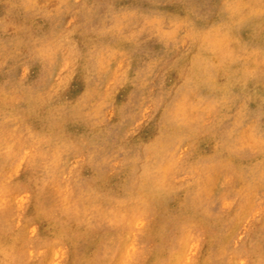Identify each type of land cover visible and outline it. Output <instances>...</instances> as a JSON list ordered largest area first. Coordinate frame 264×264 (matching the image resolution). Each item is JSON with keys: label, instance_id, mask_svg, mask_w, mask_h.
<instances>
[{"label": "rangeland", "instance_id": "obj_1", "mask_svg": "<svg viewBox=\"0 0 264 264\" xmlns=\"http://www.w3.org/2000/svg\"><path fill=\"white\" fill-rule=\"evenodd\" d=\"M0 264H264V0H0Z\"/></svg>", "mask_w": 264, "mask_h": 264}, {"label": "bare ground", "instance_id": "obj_2", "mask_svg": "<svg viewBox=\"0 0 264 264\" xmlns=\"http://www.w3.org/2000/svg\"><path fill=\"white\" fill-rule=\"evenodd\" d=\"M68 47V46H67ZM69 75V74H68ZM235 83V82H234ZM170 96V95H169ZM21 160V159H20ZM227 209V208H226ZM173 211V210H172ZM108 213V212H107ZM140 214V213H139ZM109 216V215H108ZM137 241V240H136ZM168 255V254H167ZM135 260V259H134ZM26 262V261H25Z\"/></svg>", "mask_w": 264, "mask_h": 264}]
</instances>
